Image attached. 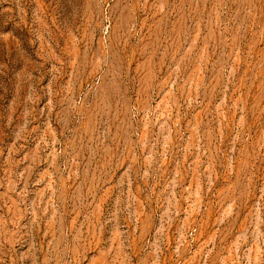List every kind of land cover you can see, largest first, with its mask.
Here are the masks:
<instances>
[{
  "label": "rangeland",
  "instance_id": "1",
  "mask_svg": "<svg viewBox=\"0 0 264 264\" xmlns=\"http://www.w3.org/2000/svg\"><path fill=\"white\" fill-rule=\"evenodd\" d=\"M0 264H264V0H0Z\"/></svg>",
  "mask_w": 264,
  "mask_h": 264
}]
</instances>
